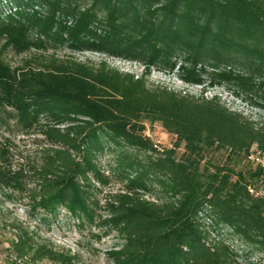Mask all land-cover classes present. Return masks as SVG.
<instances>
[{"label":"trees","instance_id":"16d2710c","mask_svg":"<svg viewBox=\"0 0 264 264\" xmlns=\"http://www.w3.org/2000/svg\"><path fill=\"white\" fill-rule=\"evenodd\" d=\"M0 12V127L12 122L47 142L29 176L0 166V189L25 195L32 213L56 218L62 210L79 227L115 232L121 242L106 254L111 264H242L224 229L264 258V196L225 165L201 166L210 151L247 157L255 146L264 155V125L204 96L224 88L264 111V0H0ZM60 49L138 63L142 72L55 56L12 68L4 59L7 51ZM153 69L201 94L150 85ZM146 122L175 136L174 148L158 152ZM110 142L154 157L135 176L123 169L126 191L100 206L93 181L109 183L98 158ZM8 153L0 143V161ZM150 175L169 201L143 197ZM249 176L260 179L264 169ZM11 227L10 264L77 259L37 242L21 224Z\"/></svg>","mask_w":264,"mask_h":264},{"label":"rangeland","instance_id":"374dc122","mask_svg":"<svg viewBox=\"0 0 264 264\" xmlns=\"http://www.w3.org/2000/svg\"><path fill=\"white\" fill-rule=\"evenodd\" d=\"M7 1L3 2L5 5ZM1 14V12H0ZM51 56L66 59L74 58L80 62H89L94 65L100 61H105L110 68L123 73H130L140 76L142 67L138 63L129 62L121 59L110 58L92 52H71L66 49L47 52L30 51L25 54L17 55L12 51H7L4 55L5 61L12 67L24 66L28 61L49 60ZM150 85H162L179 92H187L198 96L201 94L200 86H191L182 82L174 74L160 72L155 69L148 77ZM204 96L211 98L218 96L229 108L242 112L255 122L264 125V111L246 104L241 99L234 98L229 91L224 88H206ZM144 135L150 139L158 152L174 148L176 137L167 133L159 123H145ZM0 143L5 146L9 153L5 161H0V166L8 168L11 172L22 169L29 176V167L40 161V152L47 147V142L38 134H23L12 122L5 127H0ZM256 147L253 146L250 153H254ZM183 152V146L176 149L179 156ZM242 155H232L225 150L210 151L204 153V160L201 166H227L234 174L245 175L250 182L249 192L255 196H264V176L260 179L251 180L249 174L255 169L249 158ZM154 154L146 153L126 146H117L114 143L108 144L98 158V165L109 183L101 186L93 181L94 199L100 206L109 199L110 195L119 194L126 191L127 179L125 172L135 176L136 171L146 169L149 157ZM132 165V170L127 169L126 165ZM125 170V172L123 171ZM146 180L149 191L143 193L146 200L162 203L169 201V197L164 193L160 185L153 179L152 175ZM235 178V177H234ZM28 181L27 179L25 182ZM32 183L27 184V188H33ZM11 196L12 199H8ZM97 216L106 217L102 210L97 212ZM11 224H21L34 233L37 242L51 245L56 252H68L76 256L74 264H111L108 260L107 252L121 242L115 232H107L105 227L88 226L79 227V220L70 217L66 212L60 211L54 218L41 211L32 213L25 195H19L8 188L0 189V263L10 264L7 249L14 239L15 230ZM212 237L221 236L227 238L226 241L235 249L242 264H264L262 255L252 251L248 246L240 243L233 237L227 229L221 231V235L212 231ZM13 260V259H11ZM21 264V263H19ZM37 264H54L48 260H43Z\"/></svg>","mask_w":264,"mask_h":264},{"label":"built area","instance_id":"2783aa9c","mask_svg":"<svg viewBox=\"0 0 264 264\" xmlns=\"http://www.w3.org/2000/svg\"><path fill=\"white\" fill-rule=\"evenodd\" d=\"M249 158L253 164L264 169V155L257 148L254 153L249 155Z\"/></svg>","mask_w":264,"mask_h":264}]
</instances>
